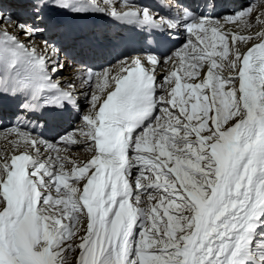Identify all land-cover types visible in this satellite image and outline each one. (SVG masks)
<instances>
[{
  "label": "snow or ice",
  "instance_id": "1",
  "mask_svg": "<svg viewBox=\"0 0 264 264\" xmlns=\"http://www.w3.org/2000/svg\"><path fill=\"white\" fill-rule=\"evenodd\" d=\"M219 7L0 0V264H264V0ZM100 23L136 54L58 79Z\"/></svg>",
  "mask_w": 264,
  "mask_h": 264
},
{
  "label": "bare ground",
  "instance_id": "2",
  "mask_svg": "<svg viewBox=\"0 0 264 264\" xmlns=\"http://www.w3.org/2000/svg\"><path fill=\"white\" fill-rule=\"evenodd\" d=\"M8 2H9V0H5V3H8ZM103 35L105 36V37L103 36V38L106 39V38L110 37L111 34L110 33H104ZM43 39H44V37L38 35V36L35 37V43L37 45H40L42 43ZM63 42H64L65 47H66V45H67L66 41H63ZM81 49H83V47L79 48V50H81ZM79 50H75V51H73L71 53V56L73 58L69 59L67 61V68L69 67L68 69H71L73 67V65H75L74 63L79 61V57H80V51ZM61 57L64 59L63 55ZM115 59H117V57H111L109 63L114 64L116 62ZM101 66H102V60L98 57V58H96L95 61H93L92 66H86V67H83V68L80 67V69H79L80 71L73 73L70 77L66 76V77L63 78V77L59 76L57 78H59V79H68V81L69 80H72V81L74 80V82H75L74 78H76L77 75L80 76V74L82 73V70H86L88 67H94L96 69V68H99ZM108 66H109V64L104 66V67H108ZM81 68H82V70H81ZM76 84H78L79 87L78 86L77 87H78V89H80V85H81L80 79H79V83H76ZM81 93H82V90L78 91V95L80 96V107H82L81 110H82V113H83V112L88 110L89 105H88L87 101H85V99H84V97H83V95ZM4 115L9 116V114H6V113H4ZM2 136H3V132L0 131V144L4 143V141H2L3 140ZM51 139H53V138L51 137ZM72 155H73L74 158L78 157L79 159L83 160L89 155V153L87 152L86 147H77V148H74L72 150Z\"/></svg>",
  "mask_w": 264,
  "mask_h": 264
},
{
  "label": "rangeland",
  "instance_id": "3",
  "mask_svg": "<svg viewBox=\"0 0 264 264\" xmlns=\"http://www.w3.org/2000/svg\"><path fill=\"white\" fill-rule=\"evenodd\" d=\"M4 25L0 24V27H3ZM62 58V57H61ZM63 59V58H62ZM79 66H76V69L78 68ZM69 68V67H68ZM67 66L62 70V74L60 73L59 76L61 77H70L73 73H75V70L74 68L75 67H72V69H68ZM74 70V71H73ZM73 71V72H72ZM80 70L78 69L77 72H79ZM71 73V74H70ZM79 74V73H78ZM65 75V76H64ZM78 76V75H77ZM76 79V78H74ZM74 81V80H73ZM78 86V84H77ZM79 87V86H78ZM75 256H76V253H70L69 254V258H68V264H75Z\"/></svg>",
  "mask_w": 264,
  "mask_h": 264
}]
</instances>
